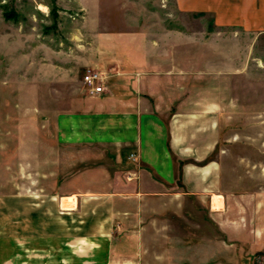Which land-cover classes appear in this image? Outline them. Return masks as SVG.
I'll use <instances>...</instances> for the list:
<instances>
[{
	"label": "crops",
	"instance_id": "1",
	"mask_svg": "<svg viewBox=\"0 0 264 264\" xmlns=\"http://www.w3.org/2000/svg\"><path fill=\"white\" fill-rule=\"evenodd\" d=\"M98 8L85 23L99 52L81 65L107 75L104 91L81 86L73 109L51 116L38 142L49 158L36 164L51 169L21 189L19 233L4 225L0 264L264 263V191L236 187L217 161L196 164L221 112L187 90L172 58L207 37L206 17L216 34L264 33V0H173V15L143 26Z\"/></svg>",
	"mask_w": 264,
	"mask_h": 264
},
{
	"label": "rangeland",
	"instance_id": "2",
	"mask_svg": "<svg viewBox=\"0 0 264 264\" xmlns=\"http://www.w3.org/2000/svg\"><path fill=\"white\" fill-rule=\"evenodd\" d=\"M99 3L103 16L119 20L120 13L134 24L138 18L140 26L155 23L154 15H173V0H0V248L10 233L4 225L15 226L9 228L18 236L21 189L35 190L31 176L51 169L36 166L38 159L49 158L38 142L50 136L51 116L73 109L67 98L80 94L87 71L81 63L99 52L85 23ZM11 11L17 21L4 19ZM203 25L206 38L172 48L183 85L187 81V90L196 88L204 103H215L221 112L204 126L205 132L213 128V149L196 164L217 161L220 174L235 176L236 187L263 192L264 33L216 34L210 17ZM78 151L85 150L73 152ZM192 153L188 150L189 162Z\"/></svg>",
	"mask_w": 264,
	"mask_h": 264
},
{
	"label": "built area",
	"instance_id": "3",
	"mask_svg": "<svg viewBox=\"0 0 264 264\" xmlns=\"http://www.w3.org/2000/svg\"><path fill=\"white\" fill-rule=\"evenodd\" d=\"M105 79V74L97 70H87L81 78L82 87L89 95H99L104 91Z\"/></svg>",
	"mask_w": 264,
	"mask_h": 264
},
{
	"label": "trees",
	"instance_id": "4",
	"mask_svg": "<svg viewBox=\"0 0 264 264\" xmlns=\"http://www.w3.org/2000/svg\"><path fill=\"white\" fill-rule=\"evenodd\" d=\"M3 16H4V19L6 21H9V20H15V21H17L16 20L17 19L16 18L17 15L13 11H11V12H4Z\"/></svg>",
	"mask_w": 264,
	"mask_h": 264
}]
</instances>
